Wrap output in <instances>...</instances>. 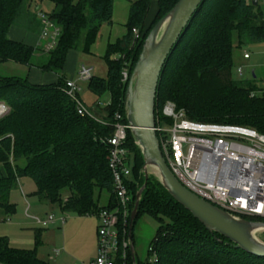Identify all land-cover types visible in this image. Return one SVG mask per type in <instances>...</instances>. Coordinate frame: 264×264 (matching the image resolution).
Here are the masks:
<instances>
[{"label": "trees", "instance_id": "obj_1", "mask_svg": "<svg viewBox=\"0 0 264 264\" xmlns=\"http://www.w3.org/2000/svg\"><path fill=\"white\" fill-rule=\"evenodd\" d=\"M33 1L0 0V64L14 62L30 70L36 67L60 78L53 84L36 85L29 81V73L25 77L0 75V103L10 109L0 119V165L4 168L0 222H7L17 212L11 193L21 178L33 180L37 186L33 196L57 206L62 213L85 217L115 205L107 140L115 133L117 113L129 125L125 96L135 65L151 30L180 0H158V12L149 28L146 20L153 0L131 1L127 34L110 45L104 57L107 77L94 76L88 83L95 95H111V102L98 114L100 118L78 114L75 101L65 91L67 81L62 73L71 51L90 54L102 27L113 24L115 0H47L54 6L49 18L61 29L57 46L50 52L9 39L10 28L20 18L30 17ZM32 24L39 28L37 20ZM29 25L24 27L32 29ZM234 36L240 46L264 42V0L202 2L162 72L156 122L172 123L162 116L163 107L172 102L191 121L242 126L264 135V90L259 95L254 83L233 79ZM41 53L47 57L45 62L38 60ZM126 69L129 80L124 83ZM125 146L130 153L128 185L134 209L145 176L142 151L130 129ZM104 196L107 202L100 205ZM143 215L160 224L154 246L158 264H264V257L247 253L224 236L209 232L156 178L150 177L142 194L137 218ZM244 219L264 222L260 218ZM43 233L36 231L32 250L14 248L7 237H0V264H52L38 255Z\"/></svg>", "mask_w": 264, "mask_h": 264}, {"label": "built area", "instance_id": "obj_2", "mask_svg": "<svg viewBox=\"0 0 264 264\" xmlns=\"http://www.w3.org/2000/svg\"><path fill=\"white\" fill-rule=\"evenodd\" d=\"M42 23L41 39L44 50L50 52L57 46L61 29L56 27L48 14L39 13ZM138 37V31L134 30ZM245 59L250 55L245 54ZM242 74V69H238ZM79 80L89 82L93 69L82 67ZM124 83L129 71H123ZM65 91L75 101L82 117L92 113L79 97L81 91L74 80L66 82ZM9 107L0 103V119L9 113ZM162 116L172 121L158 119L156 132L160 135V147L171 171L191 192L212 205L241 218L264 219V135L255 129L234 125L205 124L191 121L184 110L174 103H167ZM123 115L115 116V133L109 138V167L112 172L115 205L95 213L99 221L97 230V255L87 264H158L155 248L150 247L149 258L141 262L132 255L133 240L129 237L132 196L128 180L131 176L130 153L126 148L127 131ZM41 228L56 224L53 214L45 220L34 219ZM65 223V219H60ZM55 257L60 251L54 252Z\"/></svg>", "mask_w": 264, "mask_h": 264}, {"label": "rangeland", "instance_id": "obj_3", "mask_svg": "<svg viewBox=\"0 0 264 264\" xmlns=\"http://www.w3.org/2000/svg\"><path fill=\"white\" fill-rule=\"evenodd\" d=\"M40 6H42V10L36 12L37 8ZM51 7L50 2L47 0L40 2H38V0L33 1L30 8V17L27 20H25V18H20L17 24L18 27L22 26V24L23 28L24 24L28 27L30 22L29 26L38 32L42 24L39 18V13H51ZM32 20H37L40 23L38 24L39 28L32 26ZM149 26H151V24ZM149 26L147 25L146 28H149ZM233 44V79L244 84L247 82L254 83L260 89L258 94L261 95L263 93L262 90H264V42L248 43L240 46L236 36H234ZM94 53L84 54L81 51L71 52L70 56H68L70 58H68L67 62L68 71H65V74L66 77L78 83V86L81 89L79 94L84 104L88 106L87 108H89L88 110H90L93 116L100 118V115L98 114H100L101 111H98V107L104 103L108 104L111 102L110 93L107 92L102 96L92 94L88 90L87 83L78 80V72L82 67L92 68L93 75L96 77H107L108 66L106 62L101 55H99V52L94 51ZM245 54H249L250 59H244ZM40 55L41 56L38 60L45 62L47 59L46 55L43 53ZM116 56L120 57V55ZM238 69H242L243 73L239 74ZM29 72L30 69L28 67L14 62L0 64V75L25 77ZM148 171L150 177L158 180L159 173L156 168L150 167ZM36 190L37 186L30 178H24L17 184L16 189L11 193V202L16 204L17 212L9 221L0 222V236L8 238L25 236V234L21 233L23 230L20 228V225H35V222L32 219L34 217H39L43 220L51 214L56 218L63 217L66 219L65 226L56 223L44 231L42 240L43 244L38 249L39 258L49 261L52 264L89 263L97 254V230L99 227L97 217H79L71 213H62L57 206L51 205L47 202H40L36 197H32L31 193ZM67 195L68 194H65L64 197ZM106 202L107 197L101 201L100 205H105ZM29 207L30 210L28 213L31 218L27 217L26 214ZM159 228L160 224L149 215H143L137 218L133 229V242L136 254L141 262H144L149 258V250L150 247L155 246ZM25 231H29V229H25ZM36 231V229L33 230L34 234H36ZM257 238L264 242V231L258 233ZM56 250H62V255L60 257L54 256Z\"/></svg>", "mask_w": 264, "mask_h": 264}, {"label": "water", "instance_id": "obj_4", "mask_svg": "<svg viewBox=\"0 0 264 264\" xmlns=\"http://www.w3.org/2000/svg\"><path fill=\"white\" fill-rule=\"evenodd\" d=\"M204 0H180L149 33L143 51L129 80L125 96V115L136 144L142 151L145 183L136 195L131 215L129 237L138 216L142 194L150 179L148 169L158 171V180L171 197L191 213L211 233L232 241L239 249L264 257V242L257 234L264 222L250 221L232 215L200 198L187 189L171 171L162 153L156 132V97L160 78L168 58L190 26ZM258 2L256 1V4ZM41 10V6L36 12ZM135 257V246L131 247Z\"/></svg>", "mask_w": 264, "mask_h": 264}, {"label": "crops", "instance_id": "obj_5", "mask_svg": "<svg viewBox=\"0 0 264 264\" xmlns=\"http://www.w3.org/2000/svg\"><path fill=\"white\" fill-rule=\"evenodd\" d=\"M131 1L132 0H115L114 13H113V24L112 25H105L102 27L96 42L91 47L90 54H93L94 51H97L100 53L99 55H101V57L104 59V57L107 53L108 47L110 45L115 44L118 40L122 39L127 34V23L129 20ZM50 5L52 6L51 10H53V8H54L53 4L50 3ZM41 10H42V6H41ZM157 12H158V0H154L153 4L151 6V9H150L149 15H148L147 20H146V23L148 26L152 23V21L156 17ZM106 26H108V27H106ZM118 27H120V28H118ZM41 33H42L41 28L37 32L34 29H29V28H25V27L23 28V26L18 27V25H16V26H13L10 28L8 36H9V39L14 41V42L22 43L26 46L33 48V49H38V48H43L44 44H45V43H43L44 41L41 39ZM71 52H73V51H71ZM70 53L68 56H70ZM68 58H70V57H68ZM68 58H67V62H68ZM67 64L68 63H66V67L62 73V75H64L65 77H66L65 71H68V65ZM76 75H77V73H76ZM59 78H60V76L56 73L43 72L42 70H40L36 67H33L29 72V81L32 84H36V85L53 84V83L58 82ZM68 80H72V79H69L68 77H66V81H68ZM78 80H79V75H78ZM80 82H82V81H80ZM86 83L88 85L89 82H86ZM88 90H89V88H88ZM91 93L94 94L93 92H91ZM79 97L81 99L80 94H79ZM81 101L83 102L82 99H81ZM83 104H84V102H83ZM108 104L104 103L101 106H99L98 111H101V108H104ZM84 105L86 107H88L86 104H84ZM3 173H4V168H3V166L0 165V177L3 175ZM22 179H24V178L19 179L18 183H20L22 181ZM33 193L34 192L31 193L32 197H34ZM29 210H30V207L27 209L26 214H27V217L31 218L29 216V213H28ZM91 216H95V214H93ZM35 218H39V217H34L32 219L34 220ZM58 219H59V221L57 223H59L61 226H65L66 219L63 217H58ZM60 219H65V223L62 224ZM34 222H35V225H31V226H28V225H22L21 226L20 225V228L23 230L21 233L25 234V236H16L13 238L7 237L10 240L12 247L17 248V249H25V250H32L34 248V246H35V234H34L33 230L36 229V230L45 231L50 227L49 226L48 228H41L36 223L35 220H34ZM25 229H27V230L29 229V231H25ZM59 251H60V255L57 257H60L62 255V250H59ZM38 255H39V252H38ZM55 263H56V261H55Z\"/></svg>", "mask_w": 264, "mask_h": 264}]
</instances>
